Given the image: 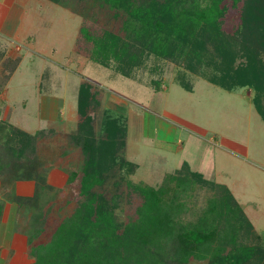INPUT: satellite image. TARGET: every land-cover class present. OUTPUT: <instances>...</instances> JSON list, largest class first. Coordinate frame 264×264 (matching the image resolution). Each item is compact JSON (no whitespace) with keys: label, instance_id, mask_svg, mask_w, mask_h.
<instances>
[{"label":"rangeland","instance_id":"obj_1","mask_svg":"<svg viewBox=\"0 0 264 264\" xmlns=\"http://www.w3.org/2000/svg\"><path fill=\"white\" fill-rule=\"evenodd\" d=\"M240 5L226 13L223 28L227 31L238 24ZM103 13L96 0H0V123L43 134L35 145L36 154L30 157L27 153L0 172V186L10 198L4 199L0 223V237L8 243L0 247V264H38L27 245L32 231L33 244L41 239L36 232L43 219L29 218L33 216L30 211L38 217L35 205L53 201L51 207L58 206L60 199L69 198V206L60 203L62 214H67L76 204L79 175L75 181H69L68 175L82 168L81 149L72 139L82 119L76 110L81 82L90 83L95 93L91 112L96 136H100L104 109L126 125L125 146L119 156L136 167L131 173L115 167L100 187L113 200L115 193L114 214L121 224L138 217L143 201L139 185L157 187L186 162L209 183L201 185L193 179L181 187L185 208L177 219L196 223L199 216L207 219L208 215L220 237L228 231L239 243L264 245V121L251 103L253 90L227 91L194 75L193 89L186 91L176 80L179 67L169 61L158 71L149 60L130 78L90 60L76 44L78 38L84 39L79 30L90 25L101 34L107 22ZM156 80L158 90L154 89ZM2 152L10 153L4 143H0ZM38 174L44 176V184L53 187L51 191L38 186ZM219 184L230 191L240 206L235 211L242 217L217 214L218 208L207 214L209 200L220 196ZM54 194L56 198L51 199ZM20 197L33 201L19 205ZM21 208L26 209L24 213ZM45 226L50 232L51 224ZM231 246L227 242L223 250ZM41 250L49 256L47 260L56 259L54 252ZM168 251L172 255L169 247ZM47 260L44 257L40 263L56 264ZM187 264L213 262L205 256L192 257Z\"/></svg>","mask_w":264,"mask_h":264},{"label":"trees","instance_id":"obj_2","mask_svg":"<svg viewBox=\"0 0 264 264\" xmlns=\"http://www.w3.org/2000/svg\"><path fill=\"white\" fill-rule=\"evenodd\" d=\"M96 1L107 16L102 33L97 34L90 25H82L79 35L84 39L78 38L76 43L90 60L111 66L130 78L146 67L149 60L158 71L164 61H169L179 67L176 80L186 91H192L194 75L227 91L249 87L253 90L251 103L264 121V0ZM239 3V22L227 31L223 28L225 15ZM156 81L154 89L158 90L159 81ZM92 89L90 83L81 82L77 91L76 110L82 119L72 139L81 149L82 168L80 173L74 170L68 175L69 181L73 178L75 181L76 174L79 175L80 191L74 195L76 201L72 199L76 204L67 214H62L60 203L69 206L66 202L69 198L60 199L58 206L51 207L53 201L35 205L38 217L30 211L32 221L43 219L42 227L36 232L41 239L33 244V231L27 238L28 253L35 257L34 263L39 264L44 257L49 259L41 250L46 248L56 258L47 261L56 264H171L174 259L178 264H187L192 257L205 256H210L213 264H264L261 242L239 243L235 234L228 231L220 237L208 215L207 219L205 215L199 216L196 223L177 219L176 215L185 208L181 187L193 179L201 185L209 183L186 162L157 187L139 185L143 201L137 209L138 217L121 224L114 214L115 193L113 200L100 187L115 167L131 173L136 164L119 156L126 137V125L121 117L104 109L100 136H96L91 112L96 98ZM39 135L42 132L31 134L1 122L0 143L10 153L0 154V172L9 170L14 160H21L27 153L30 157L36 154ZM37 179L38 186L53 189L44 184L43 175L38 174ZM218 187L220 196L215 202L209 200L207 214L218 208L217 214L236 213L242 217L235 211V208L240 211V206L227 187L220 184ZM55 198L54 194L51 199ZM18 199H22L19 205L33 201L32 197ZM47 223L52 226L49 233L45 230ZM227 242L232 246L224 251L223 244Z\"/></svg>","mask_w":264,"mask_h":264},{"label":"crops","instance_id":"obj_3","mask_svg":"<svg viewBox=\"0 0 264 264\" xmlns=\"http://www.w3.org/2000/svg\"><path fill=\"white\" fill-rule=\"evenodd\" d=\"M3 189L5 190L4 186L3 187L0 186V223H1V225H2L1 219L3 216L2 213H3V208H4L3 205H4V203H6V202H4V199H5V197H6V199L9 197V195H8V197H7V195H5V191H3ZM6 191H8V189ZM8 199H10V198H8ZM6 201H8V200H6ZM11 228H12V230H15L14 226H11ZM0 240H1L0 247H2L3 244L8 246L7 239L0 237ZM10 244H11V242H10ZM11 249H12V247H11ZM27 264H29V263H27Z\"/></svg>","mask_w":264,"mask_h":264}]
</instances>
